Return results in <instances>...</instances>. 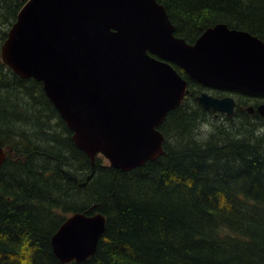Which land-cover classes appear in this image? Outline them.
I'll return each mask as SVG.
<instances>
[{
	"label": "trees",
	"instance_id": "16d2710c",
	"mask_svg": "<svg viewBox=\"0 0 264 264\" xmlns=\"http://www.w3.org/2000/svg\"><path fill=\"white\" fill-rule=\"evenodd\" d=\"M156 1L188 44L217 24L264 42V0ZM22 5L0 0L1 44ZM173 67L189 93L158 128L165 153L121 172L77 149L42 84L0 59V264H63L50 241L75 213L101 214L105 230L70 264H264V119L212 123L194 101L203 86Z\"/></svg>",
	"mask_w": 264,
	"mask_h": 264
},
{
	"label": "water",
	"instance_id": "95a60500",
	"mask_svg": "<svg viewBox=\"0 0 264 264\" xmlns=\"http://www.w3.org/2000/svg\"><path fill=\"white\" fill-rule=\"evenodd\" d=\"M0 46V59L16 76L43 91L77 149L94 161L130 172L164 155L159 131L189 93L179 67L205 88L264 94V42L217 24L192 44L174 36L156 0H21ZM206 110L231 117L235 100L203 93ZM264 118V104L250 106ZM0 146V168L7 158ZM105 230L101 214L75 213L51 237L63 264L92 257Z\"/></svg>",
	"mask_w": 264,
	"mask_h": 264
},
{
	"label": "flooded vegetation",
	"instance_id": "af4514ba",
	"mask_svg": "<svg viewBox=\"0 0 264 264\" xmlns=\"http://www.w3.org/2000/svg\"><path fill=\"white\" fill-rule=\"evenodd\" d=\"M203 91L202 92H200L197 96H199V95H201V94H203V93H206V94H209V95H211V96H213V97H215V98H223V97H226L227 95L226 94H228V96L229 95H231V93L230 92H228L227 90H225V89H221V88H205V87H203ZM233 94V93H232ZM244 95H249V94H245V93H243ZM197 96H195L194 97V101H196L197 102V100H196V97ZM250 96H254V95H250ZM264 96V95H263ZM229 97H231V96H229ZM233 98V97H232ZM242 98H243V100H238V99H235V98H233L234 100H235V107H234V114H233V116H231V117H234V116H237L238 114H246V116H250V117H259V118H262L260 115H258L257 114V112L255 111V113H253V114H249V113H247V111H246V109L248 108V107H250V106H247L248 105V103H247V101H250L253 97H250V98H245L244 99V96H242ZM264 98V97H263ZM184 100H186V97L184 98ZM190 101H191V99H190ZM263 101V100H262ZM198 103V102H197ZM199 104V103H198ZM260 104H264V102H261V103H257L256 105L254 104L253 105V107L256 109V107L258 106V105H260ZM200 105V104H199ZM201 106V105H200ZM203 108V107H202ZM204 109V108H203ZM205 111H207V113L209 114L208 116H209V118L211 117H215V118H217V117H222V116H226L225 114H223V113H219V112H213L211 109H209V110H206V109H204ZM226 117H228V116H226ZM228 118H230V117H228ZM262 119H264V118H262Z\"/></svg>",
	"mask_w": 264,
	"mask_h": 264
},
{
	"label": "rangeland",
	"instance_id": "374dc122",
	"mask_svg": "<svg viewBox=\"0 0 264 264\" xmlns=\"http://www.w3.org/2000/svg\"><path fill=\"white\" fill-rule=\"evenodd\" d=\"M0 46H1V41H0ZM226 95L228 96V94H226ZM229 96H231V97H233V98H235V99L237 98L238 100H240V96L237 95V94L234 96V94L231 93V95H229ZM241 100H243V98H241ZM257 100H258V101H262V100L264 101V98H259V99H257ZM247 103H248L247 106H253L255 102H253V101H247ZM221 118H222V117H217V118H215V117H212V118H211V117H210L209 119L211 120L212 123H214V122L217 123V122H221V120H220ZM256 118H257V117H252V118H249V120H250V121H253V122H255V123H257V122L255 121ZM254 119H255V120H254ZM208 126H209V125H208ZM201 131H202V130H201ZM205 131H206L205 134H207L208 131H209V128H206ZM201 133H202V132H201Z\"/></svg>",
	"mask_w": 264,
	"mask_h": 264
},
{
	"label": "clouds",
	"instance_id": "9594fccd",
	"mask_svg": "<svg viewBox=\"0 0 264 264\" xmlns=\"http://www.w3.org/2000/svg\"><path fill=\"white\" fill-rule=\"evenodd\" d=\"M204 127H206V126H204Z\"/></svg>",
	"mask_w": 264,
	"mask_h": 264
}]
</instances>
